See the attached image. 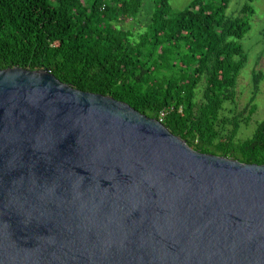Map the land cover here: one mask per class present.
I'll use <instances>...</instances> for the list:
<instances>
[{
	"label": "water",
	"instance_id": "water-1",
	"mask_svg": "<svg viewBox=\"0 0 264 264\" xmlns=\"http://www.w3.org/2000/svg\"><path fill=\"white\" fill-rule=\"evenodd\" d=\"M0 264H264V165L0 68Z\"/></svg>",
	"mask_w": 264,
	"mask_h": 264
},
{
	"label": "trees",
	"instance_id": "trees-1",
	"mask_svg": "<svg viewBox=\"0 0 264 264\" xmlns=\"http://www.w3.org/2000/svg\"><path fill=\"white\" fill-rule=\"evenodd\" d=\"M230 1L174 11L158 0L150 23L135 29L125 24L140 17L141 0H0V68L47 70L160 120L195 151L264 165V119L238 139L257 111L262 72L252 75L246 107L222 115L248 62L240 41L254 15L249 0L227 16Z\"/></svg>",
	"mask_w": 264,
	"mask_h": 264
},
{
	"label": "rangeland",
	"instance_id": "rangeland-1",
	"mask_svg": "<svg viewBox=\"0 0 264 264\" xmlns=\"http://www.w3.org/2000/svg\"><path fill=\"white\" fill-rule=\"evenodd\" d=\"M158 0H141L142 7L140 17L127 21L126 27L143 29L150 23L152 14L156 8ZM192 0H170V7L174 11L183 10L188 7ZM249 0H231L226 15L237 16L241 9L249 4ZM254 9V15L250 17L251 30L240 41L248 55V62L241 71L236 99L233 103L227 104L226 109L222 112L224 117L230 116L229 110L241 112L249 102L252 90V75L254 72H262L264 74V0H253L251 3ZM202 95L201 88L198 90L197 98ZM257 111L252 117V121L248 126H242L238 134V139L243 140L250 137L254 131L257 122L264 119V80L261 83L258 97L256 100ZM230 129V126H226Z\"/></svg>",
	"mask_w": 264,
	"mask_h": 264
}]
</instances>
